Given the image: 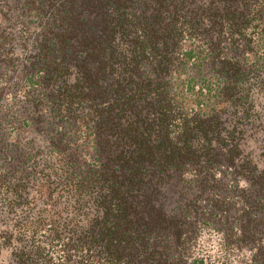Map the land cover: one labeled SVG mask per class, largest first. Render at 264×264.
Segmentation results:
<instances>
[{"label": "trees", "instance_id": "obj_1", "mask_svg": "<svg viewBox=\"0 0 264 264\" xmlns=\"http://www.w3.org/2000/svg\"><path fill=\"white\" fill-rule=\"evenodd\" d=\"M0 82V264L264 239V0H0Z\"/></svg>", "mask_w": 264, "mask_h": 264}, {"label": "rangeland", "instance_id": "obj_2", "mask_svg": "<svg viewBox=\"0 0 264 264\" xmlns=\"http://www.w3.org/2000/svg\"><path fill=\"white\" fill-rule=\"evenodd\" d=\"M30 46V45H29ZM30 51V49H28ZM19 69H16L12 76L13 79L9 80L7 83L8 89L11 91L14 90V86L20 81ZM18 78V79H17ZM2 83V82H0ZM23 89L26 88V85H22ZM20 94H14L11 92L10 97L12 98L10 107L17 109L20 106ZM28 134L25 138H35L38 135L34 131H28ZM46 151L41 154V158L45 157ZM229 235L228 231H216L203 229L199 235L197 241V246L193 250L194 254H197L199 257H203L201 264H256L257 258L260 254L264 253V239L259 240V242L254 244V247H251L250 243L244 242L246 246L243 247H234L232 249V244L224 243V239ZM6 244V242H4ZM3 244V245H4ZM8 253L3 249L0 253V261L6 262ZM264 258V255H263Z\"/></svg>", "mask_w": 264, "mask_h": 264}]
</instances>
